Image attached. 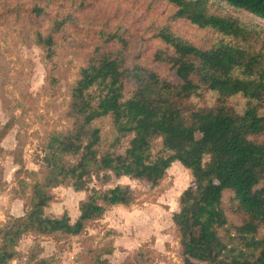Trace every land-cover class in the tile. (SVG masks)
Wrapping results in <instances>:
<instances>
[{"label": "trees", "instance_id": "obj_1", "mask_svg": "<svg viewBox=\"0 0 264 264\" xmlns=\"http://www.w3.org/2000/svg\"><path fill=\"white\" fill-rule=\"evenodd\" d=\"M165 1L174 8L172 19L209 29L215 40L199 46L170 25L152 27L162 44L154 58L168 64L177 83L139 65L126 66L120 51L100 52L79 67L68 104L72 125L45 135L42 176L31 185L30 198L23 205L26 210L0 226V264L24 256L17 250L23 235H78L108 207L133 202L128 186L88 188L92 175L108 171L106 181L112 174L156 186L173 161L192 175L172 214L181 247L179 264H264V234L260 233L264 229V28L212 13L207 0ZM224 1L264 19V0ZM34 10L42 14V8ZM62 25V20H55L48 31L33 32L48 62L55 55V35ZM126 81L134 85L128 96ZM200 90L214 92L216 102L188 105L186 100ZM236 96L245 99L239 111L226 104ZM103 117L110 118L115 142L132 134L124 153L99 151L100 129L92 123ZM158 138L160 147L153 153ZM59 185L87 190L74 222L67 211L53 217L44 213L53 198L51 189ZM226 192L231 194L228 208L237 221L226 213ZM28 248L27 264H49L50 257L39 255V243Z\"/></svg>", "mask_w": 264, "mask_h": 264}, {"label": "rangeland", "instance_id": "obj_2", "mask_svg": "<svg viewBox=\"0 0 264 264\" xmlns=\"http://www.w3.org/2000/svg\"><path fill=\"white\" fill-rule=\"evenodd\" d=\"M207 2L212 13L238 17L264 28V19L224 0ZM36 7L42 8L41 15H37ZM173 13V6L165 0H0V132L8 127L0 139V212L4 211L5 198L28 203L32 183L42 176L41 147L45 135L71 127L70 88L79 67L100 52L120 51L126 66L139 65L163 80L177 83L179 79L168 64L154 58L162 44L154 37L152 27L170 25L179 36L199 46L207 47L215 40L216 34L211 30L186 19H172ZM55 20H62L63 25L55 35V55L48 62L35 44L33 32L48 31ZM133 88V83L126 81L125 96ZM215 102L216 94L208 90H200L186 100L190 106ZM226 104L239 111L245 99L236 96ZM92 127L100 129V152L124 153L132 134L115 142L109 117L95 120ZM160 142L159 138L155 140L153 153ZM105 173L108 171L92 175L88 188L128 186L133 202L108 207L78 235H33L31 245L40 244L39 255L50 257L49 264H179L181 247L172 214L179 208L181 192L192 183L190 170L173 161L156 186L131 176L115 177L110 172L106 181ZM51 194L52 201L44 213L53 217L67 211L74 222L87 190L75 191L71 185H59L51 189ZM230 196L229 192L224 194V207L229 219L237 221L228 208ZM8 220L10 215L5 213L0 226ZM260 233L264 234L263 228ZM28 249L24 257L9 264H27Z\"/></svg>", "mask_w": 264, "mask_h": 264}, {"label": "crops", "instance_id": "obj_3", "mask_svg": "<svg viewBox=\"0 0 264 264\" xmlns=\"http://www.w3.org/2000/svg\"><path fill=\"white\" fill-rule=\"evenodd\" d=\"M5 202L6 205L4 206V211L0 212V222L5 221V213L9 214L12 217H19L24 214V210H23L24 206L19 198H13L10 200L5 198ZM33 237L34 236L31 234L21 236L18 240L17 250H19L22 254H24L26 249L31 245ZM15 260H17V258L11 261H15Z\"/></svg>", "mask_w": 264, "mask_h": 264}]
</instances>
